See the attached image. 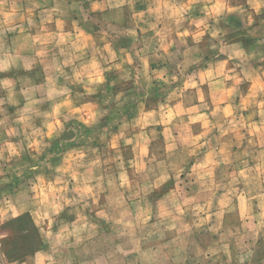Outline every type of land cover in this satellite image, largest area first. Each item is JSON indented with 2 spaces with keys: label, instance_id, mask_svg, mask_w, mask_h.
I'll use <instances>...</instances> for the list:
<instances>
[{
  "label": "rangeland",
  "instance_id": "rangeland-1",
  "mask_svg": "<svg viewBox=\"0 0 264 264\" xmlns=\"http://www.w3.org/2000/svg\"><path fill=\"white\" fill-rule=\"evenodd\" d=\"M179 1L172 10L183 6ZM215 2L248 9L247 0ZM125 15L93 11L89 0H0V66L5 58L17 59L16 67L0 72V143L23 139L9 138V128L45 134L33 141L43 139L44 152L28 149L12 167L24 171L26 180L39 176L38 191L50 200V192L63 191L60 169H67L69 199L88 177L93 179L85 189L95 177L105 185L112 178L121 185L125 179L143 183L151 177L138 169L146 172L149 161L177 169L149 196L155 215L146 217V226L158 225L163 237L142 241L133 222L121 220L142 214L134 206L100 225L96 214L108 200L102 193L98 208L80 201L45 220V231L58 238L77 233L56 245L57 254L51 244L29 251L40 232L38 218L31 212L17 217L14 207H3L0 231L8 235L0 240V264H26L29 258L30 264H48V256L62 264H239L248 252L246 264H264V9L259 15L221 12L218 23L208 21L217 36L198 33L203 25L195 23L189 31L195 39L199 34L200 46L193 54H184L183 40L177 50L157 52L155 37L135 32ZM125 47L131 52L118 53ZM96 49L105 56L110 49L116 59L105 63ZM151 54V61H143ZM217 57L226 62L198 73ZM157 63L163 67L150 73L147 66ZM78 72H86L89 83L104 82L92 95H81L84 87L65 79ZM64 87L71 89L68 95L48 99ZM69 105L74 115L65 122L61 113L68 114ZM97 112L104 115L89 126ZM58 126L65 131L57 134ZM30 187L35 195V185ZM89 225H96L94 235Z\"/></svg>",
  "mask_w": 264,
  "mask_h": 264
},
{
  "label": "clouds",
  "instance_id": "clouds-1",
  "mask_svg": "<svg viewBox=\"0 0 264 264\" xmlns=\"http://www.w3.org/2000/svg\"><path fill=\"white\" fill-rule=\"evenodd\" d=\"M128 2L129 6H131V0H105L104 3H97L93 0L92 10L103 9L105 7L120 9L122 5ZM202 0H190V3L183 5L179 9H175L174 11H169V9H173V5H167L165 7V11L156 13V23H164L174 22L175 24H180L185 19V13L189 11V9L195 7L198 3H201ZM248 9L243 7L231 9H226L225 5H218L216 9L209 12L207 16H205L202 20L199 21L200 24L204 25L203 29H199V32L202 31H213V35L217 36L218 34L210 29L208 26V21L216 20L219 22V17L221 12L224 15H227L228 11L238 12L241 15H248L249 10H251L254 14L259 15L261 10L264 9V0H247ZM87 18V17H85ZM140 18L137 17V23L139 24ZM193 24L196 23V20L193 19L191 21ZM148 25L149 29L156 31V35L160 38V47L165 48L166 41L164 37L170 35L169 32L166 31H157L156 23H149L147 20L144 21ZM183 42V41H181ZM196 43H199V34L196 38ZM147 47V46H146ZM167 49L165 48V51ZM101 56V59L105 63H110L112 60H115L116 57L109 49L107 55H104V52L100 49H96ZM159 51V49H157ZM80 55H83V50L81 48ZM75 58V56H74ZM65 63H70V61H65ZM92 64L99 63L97 60L93 59L91 61ZM17 66V59L15 57L5 58L2 66H0V72H8L12 67ZM182 65L181 67H184ZM27 69H31L32 65H25ZM63 74V73H61ZM65 79L69 81V83L81 84L85 91L81 95L90 96L96 90V86L99 84H103L102 79H96L92 83L88 82L87 73L86 72H78L76 77L73 79L72 77L65 76ZM172 79L170 78L166 80V82L171 83ZM71 89L68 87H64L59 89V91L54 92L52 95L48 97V99H53L55 97H63L70 93ZM11 100V97H9ZM13 103L15 101H12ZM3 103V101H0ZM204 105H202L203 107ZM69 109L68 114L61 113L63 115V119L65 122L70 121L73 118V115L70 112V105L65 106ZM104 113L97 112L96 118L89 121V126L94 124L97 119L103 116ZM26 120H30V117L26 114ZM5 122L0 120V125H3ZM25 126H28L27 124ZM65 131L63 126L57 127V134ZM7 135L9 138L13 136H20L23 139L19 140L17 143L12 144L9 143L8 140H4L0 143V208L7 207L15 209V216L22 217L25 213L31 212L35 215L40 223V232L38 235L33 237V244L29 251L42 248L45 244L52 245L53 255L57 254L58 249L56 245L61 242V240H66L68 235H76L77 233H67L66 231L63 233L61 237H57L55 234L50 232H46L45 229L47 225L45 224V220L56 218L59 213L69 205H78L80 201H84V208H98L99 205L97 201L100 200L101 194L106 193L108 195V200L103 208L97 212V216L100 218L98 223L103 225L105 221L113 219L114 213H119L122 208H127L130 206H134L136 209H143L142 214L137 217L132 213H128L126 216H122V221L131 220L133 224L136 226L138 230V238L142 241L154 240L157 237H163V230L159 229L158 225H153L150 228L146 226V217L150 214L155 215L152 211L153 204L149 203V196L153 191L159 190L161 185L168 179L169 171H177V169H173L171 167L163 166L159 163L153 165L151 161H149L150 167L145 172L143 168L138 169V171L143 172L146 177L150 176V179H146L143 183H133L130 184L126 179L123 181V184H117L114 178L109 179L107 185H105V181L103 177H95V183L91 188L85 189L82 187L83 184L90 182L92 177H88L87 179H82L77 182V186L71 191L78 193V195L73 196L71 199L68 198L69 188H68V177L64 176V173L67 169H60L61 177L57 180V184H63V191L61 192L59 188L56 193H49V198L43 196L38 189L41 186V183H37L40 180V177L37 176L33 180H26V173L22 170H17L12 167L13 163L19 160L22 154L28 149H36L37 153H43L47 145L44 143L43 139L40 140L39 144H34L33 141L36 136L43 137L45 134L42 131L33 129L31 133L29 132H21L19 129L12 130L11 128L7 129ZM69 176H73L74 173H68ZM17 180L19 181V186H17ZM11 182V187H6V185ZM30 185H35V195H29L30 192L33 191V188ZM124 193H128L127 199L124 197ZM115 194V195H113ZM88 197L91 198V203L88 202ZM128 201H131L132 204L129 205ZM173 211H176V207H173ZM7 218V217H5ZM159 220V218H158ZM0 223H3L0 220ZM174 226V225H173ZM96 225H89V228L92 229L90 235L95 234ZM167 227V225L165 226ZM78 231H83V229H79ZM7 232L0 231V240H2L5 236H7ZM79 240V236H77ZM162 243V240H161ZM158 252H163V247L157 249ZM143 255V254H141ZM252 255L251 252H248L246 255L240 257L239 264H246L248 257ZM48 264H62L59 260H54L52 256H48ZM31 258L26 264H30Z\"/></svg>",
  "mask_w": 264,
  "mask_h": 264
},
{
  "label": "crops",
  "instance_id": "crops-1",
  "mask_svg": "<svg viewBox=\"0 0 264 264\" xmlns=\"http://www.w3.org/2000/svg\"><path fill=\"white\" fill-rule=\"evenodd\" d=\"M140 2L138 5H136V2ZM97 3H104L105 0H95ZM113 2H116V0H113ZM179 0H131V6H129L128 2H125L122 7L119 9L123 12H127L129 15H125V19L128 18V23L129 27L133 28L135 32H141L142 35H153L152 37H155V45L160 46V38L156 35V31L149 29L148 25L144 23L145 20H147L149 23H156V13L157 12H163L165 11V7H162V5L167 6V5H173L174 7L178 6ZM190 3V0H183V5ZM89 5L90 8L92 9L93 6V0H89ZM217 6V2L213 3V0H202L201 3H198L195 7L189 9L187 13H185V19L182 22V25L180 24H175L174 22H164V23H156V30L157 31H167L170 33V35H167L164 37V40L166 41L165 43V48L167 49L165 51V48L159 47V51L161 53H166L168 50L171 49H176L180 45V41L183 40L184 46H181L183 49L182 51L184 54L186 51L188 53H194L196 51V47L200 46V39L199 43H196L195 39V34L193 32H190L189 30L195 28V24H193L191 21L193 19L196 20V23L200 20H202L205 16L209 14L210 11L214 10V8ZM196 7H198V11H196ZM100 11H105V10H115V8H109L105 7L102 10L101 9H96ZM169 11H174L172 9H169ZM137 17L140 18L139 24L137 23ZM179 27V28H178ZM204 27V25H203ZM132 30V29H131ZM182 30L183 32H180ZM185 35V36H184ZM186 37V38H185ZM157 40V41H156ZM174 45V46H172ZM113 48V46H111ZM131 48L125 47L120 50H118V53L123 51L126 53H130ZM117 51V49H114ZM203 53V50H200ZM200 52V53H201ZM156 55V53H155ZM151 57H153V54L149 55L148 57H145V60L143 61H151ZM193 57V56H192ZM219 58V59H217ZM213 58L210 61H207L206 65L203 68H200L198 73L199 74H209L210 72H213V68L215 69V66L221 62H226V59L224 57H217ZM155 60V58H152ZM186 60H190L191 58L187 55L185 57ZM159 61V60H156ZM148 63V62H147ZM149 67V72L153 73V70H157L158 68L163 67V65L160 64H149L147 68ZM165 68V67H164ZM163 68V69H164ZM196 73V71H195ZM215 77V76H214ZM219 79L215 77L213 82H217Z\"/></svg>",
  "mask_w": 264,
  "mask_h": 264
}]
</instances>
